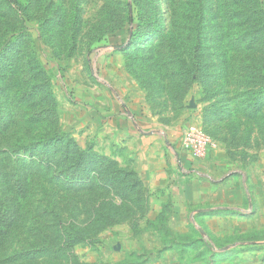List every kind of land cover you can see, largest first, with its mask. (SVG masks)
<instances>
[{
  "label": "rangeland",
  "instance_id": "1",
  "mask_svg": "<svg viewBox=\"0 0 264 264\" xmlns=\"http://www.w3.org/2000/svg\"><path fill=\"white\" fill-rule=\"evenodd\" d=\"M208 159L264 213V0H0V264H110Z\"/></svg>",
  "mask_w": 264,
  "mask_h": 264
},
{
  "label": "crops",
  "instance_id": "2",
  "mask_svg": "<svg viewBox=\"0 0 264 264\" xmlns=\"http://www.w3.org/2000/svg\"><path fill=\"white\" fill-rule=\"evenodd\" d=\"M197 168L147 182L149 212L114 241L110 264H264V249L250 245L264 235V213H254L259 205L243 195L239 175L224 176L228 166L209 159Z\"/></svg>",
  "mask_w": 264,
  "mask_h": 264
},
{
  "label": "built area",
  "instance_id": "3",
  "mask_svg": "<svg viewBox=\"0 0 264 264\" xmlns=\"http://www.w3.org/2000/svg\"><path fill=\"white\" fill-rule=\"evenodd\" d=\"M210 138L198 127H190L184 138L185 149L195 157H204L212 147Z\"/></svg>",
  "mask_w": 264,
  "mask_h": 264
}]
</instances>
